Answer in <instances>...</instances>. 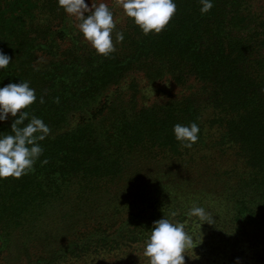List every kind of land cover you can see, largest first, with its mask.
<instances>
[{
	"label": "trees",
	"instance_id": "trees-1",
	"mask_svg": "<svg viewBox=\"0 0 264 264\" xmlns=\"http://www.w3.org/2000/svg\"><path fill=\"white\" fill-rule=\"evenodd\" d=\"M176 5L159 34L117 25L105 57L57 0H0L11 57L0 87L27 81L37 100L24 111L50 128L33 168L0 179V247L17 244L4 264H147L143 244L163 216L194 237L185 264H264V0H213L203 15L200 0ZM132 70L193 75L201 89L105 123V90ZM192 122L199 139L185 148L173 126ZM193 203L213 224L188 215Z\"/></svg>",
	"mask_w": 264,
	"mask_h": 264
},
{
	"label": "clouds",
	"instance_id": "clouds-1",
	"mask_svg": "<svg viewBox=\"0 0 264 264\" xmlns=\"http://www.w3.org/2000/svg\"><path fill=\"white\" fill-rule=\"evenodd\" d=\"M118 3L124 15L144 35L159 34L177 11L176 0H118ZM57 4L67 15L75 17L79 32L98 55L107 57L115 51L112 34L116 20L107 3L97 5L91 0L89 6L86 0H57ZM200 4L203 15L212 9L213 0H200ZM123 39V32L116 33L118 42ZM10 61L11 57L0 50V70L7 68ZM36 100L35 89L27 81L20 80L19 83H8L0 87V123L15 117L11 124L12 134L0 133V179L20 178L33 168L43 153L39 141L49 135L50 128L41 118L31 116L29 119V113L24 111ZM43 102L41 97L40 103ZM199 132V125L195 122L173 126L176 141L185 148H191L197 142ZM42 163H47V160ZM188 215L199 218L203 223L213 224L211 214L195 203ZM193 243L194 237L185 231L184 223H173L163 216L153 222L150 235L143 244V255L147 258V264H185L186 250Z\"/></svg>",
	"mask_w": 264,
	"mask_h": 264
},
{
	"label": "rangeland",
	"instance_id": "rangeland-1",
	"mask_svg": "<svg viewBox=\"0 0 264 264\" xmlns=\"http://www.w3.org/2000/svg\"><path fill=\"white\" fill-rule=\"evenodd\" d=\"M101 2L107 3L109 8L113 11L116 20V27L117 25L123 26L126 24L128 17L124 15L123 10L119 6L118 0H92V3L97 5ZM86 3H89V6H91V0H86ZM68 20H70L75 27L78 24V21L75 19V17L68 15ZM78 33L79 40L92 47L91 44L83 38L79 30ZM68 44L65 40L63 47H66ZM47 58V56L41 58L39 57L37 58L36 62H38V64H42L43 62L45 63L48 61ZM200 89L201 83L193 75L188 76L185 82L178 83L168 73L159 79L151 80L145 75L144 72L132 70L127 72L126 75L119 81V83L114 84L105 90L102 99H109L111 101V108L106 110L103 118L105 119V123H107L115 119L118 115H123L141 108H149L154 105H164L169 102L181 100L184 97L197 93ZM8 120L2 123L7 122ZM157 165L162 167L161 164ZM157 165L149 163V167L146 171H158L159 168ZM162 168L165 170V172L169 170L173 173H176L178 170L174 167L171 168V165H167L166 168ZM173 168L174 170H172ZM143 172H145V170H143ZM156 174L157 173H154L152 175ZM17 241L19 240L17 239ZM15 243L16 242L13 241L12 245L5 250H3V248L1 249L0 247V264L5 263L4 258L7 257L12 260L11 258L16 255L17 244ZM18 259L20 260L21 257L18 256Z\"/></svg>",
	"mask_w": 264,
	"mask_h": 264
}]
</instances>
